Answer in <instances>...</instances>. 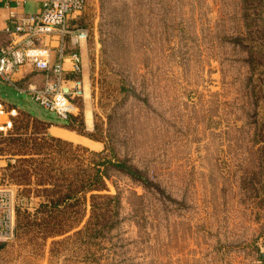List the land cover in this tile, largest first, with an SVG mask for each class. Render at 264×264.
Returning <instances> with one entry per match:
<instances>
[{
    "label": "rangeland",
    "instance_id": "rangeland-1",
    "mask_svg": "<svg viewBox=\"0 0 264 264\" xmlns=\"http://www.w3.org/2000/svg\"><path fill=\"white\" fill-rule=\"evenodd\" d=\"M74 22L88 30L76 46L83 128L55 124L100 142L85 148L108 169L104 188L85 193L80 220L50 225L65 233L42 237L40 193L49 177L80 173L81 153L25 154L42 126L22 109L29 95L0 82L19 107L0 134V166L23 225L1 242L0 264H264V0H86ZM91 194L118 203L86 243Z\"/></svg>",
    "mask_w": 264,
    "mask_h": 264
},
{
    "label": "built area",
    "instance_id": "built-area-1",
    "mask_svg": "<svg viewBox=\"0 0 264 264\" xmlns=\"http://www.w3.org/2000/svg\"><path fill=\"white\" fill-rule=\"evenodd\" d=\"M85 5L86 0H44L33 13L12 10L8 41L0 42V79L14 85V75L24 67L41 73V82H30L22 90L63 123L77 114L85 94L82 59L76 46L87 39L88 30L70 23ZM66 60L71 63L69 69ZM17 114L16 108L0 101V134L12 128ZM15 190L5 181L0 166V243L15 234Z\"/></svg>",
    "mask_w": 264,
    "mask_h": 264
},
{
    "label": "trees",
    "instance_id": "trees-1",
    "mask_svg": "<svg viewBox=\"0 0 264 264\" xmlns=\"http://www.w3.org/2000/svg\"><path fill=\"white\" fill-rule=\"evenodd\" d=\"M29 117L32 118V116L28 113ZM82 117L80 114H76L72 117V123H68L69 125H65L69 129L75 130L78 133H81L79 130L80 128H83V123L81 121ZM37 121V120H36ZM39 122V121H37ZM74 122H78L80 125H72ZM14 123V120H13ZM14 125V124H13ZM41 133L39 136H37V139L39 141H36V139H33L32 146L35 148L32 149V151H28L25 154H35V155H44V153H55L61 158L67 157L69 154H71L74 149H77L78 153L80 155V160L83 164L82 170L80 173H82L83 180H82V186L81 188H73L72 185H75V182L80 180V173L78 171H74L72 174V177L69 178L68 175L61 172L58 177L47 179L46 182L52 183V189L48 190L47 195H41L44 199L39 202L36 212H40L41 214H45L44 217H41V220L39 223H37L36 218L33 217L32 219V225L38 226L40 225L42 229H40L41 233H43L42 237H54L57 235H62L66 232V230H51L50 225L55 224L58 225L60 223H64L67 221H72L73 219H79L81 217H78L81 211H84V196L85 193L91 192L93 190H100L104 188V181L102 180V173L105 174V172L108 169H102L100 170L97 167H92L91 163H96L94 161H90V152L89 155L87 154L88 149H86L84 146L74 144L73 142L69 140H65L58 137L48 136L46 135V128L49 125H41ZM80 128H77V127ZM91 137V136H89ZM93 138V137H92ZM28 140H32V138H26L25 141H22V143L29 142ZM68 147L70 150H73L72 152L68 153L65 152V150H62V147ZM77 153V156H78ZM85 153H86V166L85 168ZM104 166H116L124 168L128 173L134 175L135 172L126 164L124 163H118L111 165L108 160H104L101 162ZM88 169V170H85ZM68 181L67 188L65 191L62 189H59V180ZM45 190V189H42ZM82 194V195H81ZM91 214L88 217L87 221L85 222V229L87 228V224L94 223L95 226L90 228L91 231L86 230L85 231V241L86 243H93L94 239L97 237L102 236L103 229L104 228H110L112 226V223L114 221V215L116 213V207L118 200L115 196L108 197L106 194H91ZM97 198H107L104 203L100 202H94ZM82 204V207L80 208V205ZM21 212L17 210V206L15 208V214H16V221H15V228L14 231L17 233V229L22 227L23 225L20 223V214ZM39 214V213H38ZM28 224L24 225L25 227ZM45 227V228H43Z\"/></svg>",
    "mask_w": 264,
    "mask_h": 264
},
{
    "label": "crops",
    "instance_id": "crops-1",
    "mask_svg": "<svg viewBox=\"0 0 264 264\" xmlns=\"http://www.w3.org/2000/svg\"><path fill=\"white\" fill-rule=\"evenodd\" d=\"M43 1L44 0H0V42L5 43L8 41L9 38V35L6 30L7 28L10 27V22H9L10 11L15 10L18 14L33 13L40 9ZM70 23H73L74 25L77 24L76 22H74V19ZM84 41L85 40L81 41L80 43V50H82L84 47ZM65 67L68 69L71 67L70 61L68 60L65 61ZM42 78L43 75L41 73H36L32 71L29 67H24L14 75V85L6 81H3L2 79H0V82L10 85L19 92L26 93V91H23L22 89H24L28 85V83L30 82L39 83L41 82ZM5 96H7V98H9L11 101L6 105L4 102L7 100V98L3 99L1 98V96H0V101H2L6 105V107L8 108L14 107L16 108V110H18L19 107L15 105L14 100L10 97V95L5 94ZM22 109L25 110L27 113H29L32 116V118H35L37 121H39L38 123L40 125H49L46 128V135L48 134L50 136L62 138L65 140H69L71 142H77L79 145H82L84 147L90 146L89 144H91V142H93L94 144L100 143V142L96 143L91 139L85 138L76 133L72 134V132H70L69 130L64 129L58 124H55V121L61 123L62 121H59L54 114L49 113L48 111L37 105L36 103L32 102V105ZM2 119H4V117H2ZM100 148H102V143Z\"/></svg>",
    "mask_w": 264,
    "mask_h": 264
},
{
    "label": "water",
    "instance_id": "water-1",
    "mask_svg": "<svg viewBox=\"0 0 264 264\" xmlns=\"http://www.w3.org/2000/svg\"><path fill=\"white\" fill-rule=\"evenodd\" d=\"M0 247H2V244H0ZM263 259V257H261Z\"/></svg>",
    "mask_w": 264,
    "mask_h": 264
}]
</instances>
